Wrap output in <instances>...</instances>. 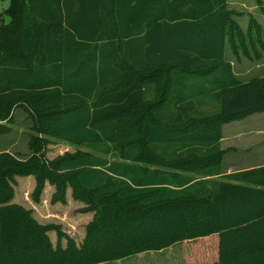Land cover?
<instances>
[{
	"label": "trees",
	"instance_id": "obj_1",
	"mask_svg": "<svg viewBox=\"0 0 264 264\" xmlns=\"http://www.w3.org/2000/svg\"><path fill=\"white\" fill-rule=\"evenodd\" d=\"M237 14L227 0H9L0 135L16 109L32 133L28 155L0 150V264H98L207 238L206 264H264V165H221L224 125L264 112V75L242 79L226 56L260 57L264 25ZM206 97L219 108L201 111ZM53 140L93 151L48 158ZM31 175L34 202L50 183L51 203L71 189L93 213L80 243L13 201Z\"/></svg>",
	"mask_w": 264,
	"mask_h": 264
},
{
	"label": "rangeland",
	"instance_id": "obj_2",
	"mask_svg": "<svg viewBox=\"0 0 264 264\" xmlns=\"http://www.w3.org/2000/svg\"><path fill=\"white\" fill-rule=\"evenodd\" d=\"M241 1L244 2V5L236 6L235 4L233 9L239 12V14L235 17L244 30L249 25L250 16L256 17V20L259 22L264 21V13L260 9L257 0ZM8 5L9 0H0V23H2L4 19V10L8 7ZM260 50L262 53L260 57H256L254 51L252 57H246L242 51L238 54L235 53L230 46L228 47L226 55L233 63L234 71L237 76L242 79H247L252 76L264 75V49ZM207 77L212 78V76ZM199 103L200 105H198V107H200L201 111L204 112L214 111L219 108V104L217 105V102L207 97L200 100ZM31 124L32 121L26 111L23 109H16L13 131L9 134L0 135V150H7L8 148L17 155H28L30 152L28 139L32 133L30 128ZM234 126L245 132V135L240 138V141L244 140L241 145L247 147V149L242 148L240 150V153L243 152V156L248 155L249 153L260 156L264 153V113H255L253 117L251 116L249 119L237 121L231 125H226L225 131ZM256 129L262 130L260 132H256ZM227 135H230V131H227ZM245 136L249 138H244ZM79 149L93 151L90 147L71 144L62 140H53L45 148L46 156L48 158H53L66 151L73 152ZM237 155V153L233 152L227 153L224 157L223 164H231L233 161L232 158ZM239 158L243 157L240 156ZM218 178L220 177L215 179L218 180ZM35 185L36 179L34 176H17L16 184L14 186L15 195L13 201L21 203L28 208H32L34 216L42 223H60L63 229L70 235L74 236L80 243L85 234L84 229L86 227V219H88L87 215H89L78 212V209L83 206V202L74 200L71 195V189H69L67 196L69 200L65 205L63 203H51L50 200L54 188L50 183H47L41 196V201L36 203L32 198V192ZM49 234L54 244H56V232L51 231ZM64 242L65 239H63V243ZM216 249V241L213 238L183 240L164 249L142 251L122 259L101 262L98 264H206L207 262H213L216 259ZM188 260L190 261L189 263Z\"/></svg>",
	"mask_w": 264,
	"mask_h": 264
},
{
	"label": "crops",
	"instance_id": "obj_3",
	"mask_svg": "<svg viewBox=\"0 0 264 264\" xmlns=\"http://www.w3.org/2000/svg\"><path fill=\"white\" fill-rule=\"evenodd\" d=\"M227 4H228V8L230 9H233L235 4L236 6H240V5H244V2L241 1V0H227ZM257 6V5H256ZM255 6V7H256ZM254 7V6H253ZM257 8V7H256ZM255 8V9H256ZM240 10V9H238ZM256 18V17H255ZM237 19V18H236ZM257 19V18H256ZM238 21V20H237ZM258 21V20H257ZM239 22V21H238ZM261 24L264 25V21L263 22H260ZM240 24V23H239ZM248 28V27H247ZM246 28V29H247ZM245 29V30H246ZM228 49V48H227ZM226 54H227V50H226ZM227 56V55H226ZM264 113V112H262ZM258 114V113H257ZM254 114L248 116L247 118L245 119H249L251 116L253 117ZM263 118V117H262ZM243 119V120H245ZM243 120H238V121H243ZM237 121H233V122H230V123H227L224 125V129H223V138L221 140V147L224 149V150H227V152L225 153L224 157L226 156L227 153L229 152H233V153H237L238 155L234 158H232V163L231 164H223V161H224V157H223V160H222V174H229V173H232V172H235V171H239V170H244V169H249V168H252V167H256V166H261V165H264V153L260 156H256V155H253L251 153H249L248 155H245L243 156L242 153H240V150L243 148V149H247L246 146H242L241 143L244 141H240V138L242 136L245 135V132L242 130V129H239L238 127H231L230 129L226 130L225 131V126L226 125H231V124H234L236 123ZM262 130V129H261ZM260 129H256V132H260L261 131ZM227 131H230V135H227ZM244 138H249L247 136H245ZM259 141V140H257ZM254 142V140H253ZM228 143V144H227ZM252 144V143H251ZM250 144V145H251ZM248 146V145H247ZM261 146V144H260ZM263 149H264V143H263ZM8 151H12L10 149L7 148ZM246 152V151H245ZM240 153V154H239ZM243 157V158H239L240 156ZM218 176H214L213 178H217ZM222 178H218V180H221ZM69 200V198H68ZM82 207V206H81ZM84 214H89L87 215V218L86 219V225L87 223L92 219L93 217V213L91 212H88V213H84ZM89 220V221H88ZM85 230V229H84ZM65 244V242L63 243Z\"/></svg>",
	"mask_w": 264,
	"mask_h": 264
},
{
	"label": "water",
	"instance_id": "obj_4",
	"mask_svg": "<svg viewBox=\"0 0 264 264\" xmlns=\"http://www.w3.org/2000/svg\"><path fill=\"white\" fill-rule=\"evenodd\" d=\"M7 19H8V17H7Z\"/></svg>",
	"mask_w": 264,
	"mask_h": 264
}]
</instances>
